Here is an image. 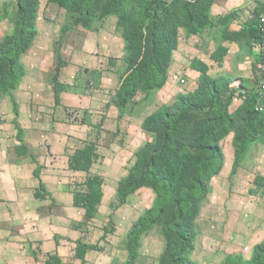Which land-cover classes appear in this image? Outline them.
Listing matches in <instances>:
<instances>
[{"label":"rangeland","instance_id":"374dc122","mask_svg":"<svg viewBox=\"0 0 264 264\" xmlns=\"http://www.w3.org/2000/svg\"><path fill=\"white\" fill-rule=\"evenodd\" d=\"M79 2L80 0H59V2L36 0L33 24L35 34L30 47H57L59 53L55 73H52L51 79L48 78L42 84V88L50 89L55 85L60 88L59 91L66 89L71 98L76 100L73 106L66 107L63 114H60L59 107H54L53 110H48L52 116L44 115L40 120L43 125H53V129L55 125L56 127L62 125V127L83 134L75 141V146H81V142L86 139L96 140L101 158L94 164L92 172H100L103 178L105 177L106 187L117 182L120 185V182L129 176L136 164L138 153L146 145L156 141V133L147 128L146 120L165 107L173 108L179 95L195 94L201 85L202 73L193 90H188L190 84L187 79L184 78L185 82L179 79L178 84L182 90L172 101L163 102L158 94L168 81L173 60L172 54L164 85L150 90L139 88L121 108L115 96L120 89L122 78L130 70L129 59L132 51L130 37H134L138 29L142 28L137 0H124L120 6L117 5L116 12H107L106 8L110 4L107 0H99L88 16H84L77 8ZM215 2L216 0L209 9L204 26L197 31L187 28L184 18L173 13V21L178 22L176 30L178 45L175 50L179 47L183 33L199 36L213 25L221 28L220 33L223 40L247 39L249 38L246 33L247 25L264 13V0L246 1L237 9L218 18V22L214 23L211 13ZM18 3L19 0H9L5 5L4 12L7 11L6 14L10 17V32L14 28ZM232 25L238 29L231 31ZM139 38L137 36L135 39ZM63 50L67 51V56H62ZM92 59L97 62L91 61ZM260 63L261 59L256 66L260 77L256 78L254 88L246 89L247 91H256L264 81ZM105 72L113 75L114 78L117 77L110 91L101 86V79ZM208 74L216 79L224 77L230 81V89L233 88L236 91L234 99L241 101L237 106L232 103L230 112L236 119L237 126H240L242 123L240 112L246 99L243 97V90L232 86V77L227 73L214 72L211 74L208 71ZM16 90L0 96V124H3L12 114L15 115L17 109L19 111L15 100ZM97 96L103 97L105 101L96 100ZM88 97L92 101L89 107L86 106ZM102 103L104 106L101 105ZM111 105L116 106L114 113ZM128 117H131L129 125L134 126L137 138L133 143L134 141L131 140V142L125 141L122 136V140L119 139L121 149L116 151L112 147V142L107 143L109 139L107 142L104 140V131L113 132V137L119 135L122 122ZM201 117L202 115H196L194 121ZM109 119L112 128L106 127ZM10 129L4 124L2 133L7 138L11 133L13 134ZM235 137L236 131L231 130L220 140L224 152L221 166L218 170L209 173L205 196L196 200L197 211L190 219L193 247L187 253L191 264H225L230 257L236 256L252 260L255 247L264 244V163L259 160L264 153V128L258 138L249 144L248 151L237 167H234L235 159L231 161L229 156V151L235 150ZM128 147H133L132 163L122 167L121 172L117 174L118 177H111L113 168L110 161L117 156L123 161L127 160L128 156H125L123 151ZM133 151H136V160L133 159ZM226 153H228V163ZM71 175L74 180L76 176ZM119 177L123 178L120 180ZM77 183L78 185H74L75 190L83 191L84 186L80 185L82 181ZM156 197L157 192L150 185L138 188L127 195L124 201L118 193L110 195L100 205L97 216L90 221L86 230L85 239L92 246L87 260L84 262L78 260L75 263L71 253L67 263L164 264L163 258L169 246L170 233L165 228L162 218L142 234L136 257L129 263L131 258L128 246L129 231L144 212L153 205ZM80 217L81 212L78 211L74 218L79 219Z\"/></svg>","mask_w":264,"mask_h":264},{"label":"trees","instance_id":"16d2710c","mask_svg":"<svg viewBox=\"0 0 264 264\" xmlns=\"http://www.w3.org/2000/svg\"><path fill=\"white\" fill-rule=\"evenodd\" d=\"M98 1L80 0L77 8L88 16ZM123 1L107 0L110 6L106 11L116 12L117 5ZM213 1L137 0L142 28L133 35L139 39L130 37V70L122 78L115 96L118 106L124 107L139 88L150 90L164 85L167 68L178 45V22L173 21V13L184 18L187 28L197 31L204 26ZM36 4V0H19L13 31L0 42V96L17 89L24 74L21 57L33 42ZM259 16L247 25L246 33L254 44L263 46L264 31L258 26ZM260 56L262 62L264 50ZM192 68L202 73L199 89L195 94L179 95L173 108L165 107L146 120L147 128L156 133V141L138 153L129 176L118 187L122 201L144 185L152 186L157 192L153 205L129 231V263L136 257L142 234L162 218L170 233L163 263L191 264L187 257L193 247L190 219L197 211L196 200L205 196L209 173L221 166L224 152L220 140L231 130L236 131L234 167H237L249 144L264 128V110H257V90L247 91L244 85L239 87L247 91V96L240 112L242 123L237 126L230 112L236 91L230 89L228 78L209 76V66L200 59L193 61ZM196 115L202 117L194 121ZM97 158L96 146L87 144L75 153L69 167L89 170ZM103 184L101 176H90L84 182V190L75 194V205L86 209L89 221L97 216L104 196ZM87 248L92 246L79 242L77 256L84 258ZM225 264H264V244L255 247L252 260L236 256L230 257Z\"/></svg>","mask_w":264,"mask_h":264},{"label":"crops","instance_id":"0c3cea01","mask_svg":"<svg viewBox=\"0 0 264 264\" xmlns=\"http://www.w3.org/2000/svg\"><path fill=\"white\" fill-rule=\"evenodd\" d=\"M246 1L252 0H216L211 13L212 20L217 23L218 18ZM7 2L9 0H0V42L10 32V17L7 11L4 12ZM236 29L232 25L230 30ZM220 32L221 28L213 25L199 36L183 33L179 47L173 53L168 81L158 94L163 102L172 101L182 90L178 84L179 79H187L190 84L188 90L196 86L201 72L192 68L195 59L207 64L211 74H229L233 80L232 86L254 88L260 74L256 66L262 58L259 55L264 50V44H254L250 38L241 41L223 40ZM66 52L63 50L62 56H67ZM91 61L97 62L94 59ZM58 62L57 47H30L22 55L24 74L15 92L19 111L17 109L15 115L12 114L0 124V264H69L67 261L71 253L75 263L78 260L84 262L91 251L87 248L84 258L77 256L79 242L89 245L85 234L90 221L86 218V209L74 203L75 194L79 192L74 185L82 181L80 185L84 186L88 177L93 175L103 178L100 172H92L94 164L101 158L99 145L96 140L86 139L81 142V146H75V141L83 134L62 125H55L53 129V125H43L40 120L44 115L52 116L48 110L59 107L60 114H63L68 105L73 106L76 102L66 89L59 91L60 88L55 85L50 89L42 88V84L53 77ZM116 78L105 72L101 86L110 91ZM95 98L105 101L103 97ZM240 103L237 99L233 101L234 106ZM86 104L87 107L92 105L89 97ZM101 105L104 106V103ZM110 107L114 113L116 106ZM130 119L128 117L123 120V128L121 126L120 134L115 137L113 132L104 131V140L107 142L109 139L107 143L112 142L116 151L121 149L119 139L122 140V136L125 141L135 143L137 136L134 126L129 125ZM4 124L13 132L8 138L2 133ZM106 127L112 128L110 119ZM87 144L96 146L98 158L89 170L71 169L69 165L73 156ZM132 148L123 151L128 156L127 160L123 161L117 156L110 161L113 168L111 177L117 176L122 167L132 163ZM136 151H133L134 160ZM229 156L234 161V149L229 151ZM259 160L264 163V153ZM71 174L76 176L75 182ZM122 178L119 177L120 180ZM103 180L104 196L100 205L110 195L117 194L119 186L117 182L107 188L105 177ZM78 211L81 217L75 219Z\"/></svg>","mask_w":264,"mask_h":264},{"label":"built area","instance_id":"2783aa9c","mask_svg":"<svg viewBox=\"0 0 264 264\" xmlns=\"http://www.w3.org/2000/svg\"><path fill=\"white\" fill-rule=\"evenodd\" d=\"M258 26L259 28L264 31V14L259 16L258 20ZM260 68L262 73H264V60L260 63ZM182 82H185V79L181 80ZM243 97L246 98L247 96V91L243 90L242 91ZM257 94L259 98V103L257 105V110L263 111L264 110V81L261 82V84L257 88Z\"/></svg>","mask_w":264,"mask_h":264}]
</instances>
